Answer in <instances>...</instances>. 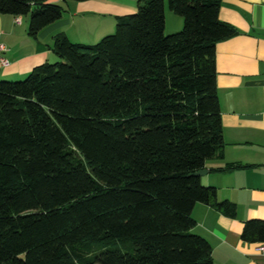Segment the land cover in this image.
<instances>
[{
    "label": "trees",
    "instance_id": "1",
    "mask_svg": "<svg viewBox=\"0 0 264 264\" xmlns=\"http://www.w3.org/2000/svg\"><path fill=\"white\" fill-rule=\"evenodd\" d=\"M221 1L138 0L99 41L58 33V61L0 80V264H212L191 213L236 214L195 175L225 145L215 46L237 32ZM166 3L183 19L169 35ZM0 14L36 38L63 7L0 0ZM241 239L264 243V220Z\"/></svg>",
    "mask_w": 264,
    "mask_h": 264
},
{
    "label": "crops",
    "instance_id": "2",
    "mask_svg": "<svg viewBox=\"0 0 264 264\" xmlns=\"http://www.w3.org/2000/svg\"><path fill=\"white\" fill-rule=\"evenodd\" d=\"M61 3V19L36 38L28 35L26 16L0 14V80L24 79L36 66L55 62L51 47L58 33L75 43L93 44L112 33L119 17L133 13L138 0H51ZM165 34L181 30L183 19L165 4ZM20 18V22H16ZM219 19L236 35L215 46L216 85L225 142L223 158L205 165L201 183L213 186L221 201L235 204L228 217L197 203L191 213L193 233L211 245L212 264H264V252L241 239L244 222L264 220V0H222ZM239 165V166H238Z\"/></svg>",
    "mask_w": 264,
    "mask_h": 264
},
{
    "label": "built area",
    "instance_id": "3",
    "mask_svg": "<svg viewBox=\"0 0 264 264\" xmlns=\"http://www.w3.org/2000/svg\"><path fill=\"white\" fill-rule=\"evenodd\" d=\"M16 22H20V18H16ZM0 51L1 52H4L6 51V48L3 44H0ZM0 64L2 66H8L9 65V62L8 60L4 57V56H0ZM256 250L259 251V252H264V243H259L256 247Z\"/></svg>",
    "mask_w": 264,
    "mask_h": 264
},
{
    "label": "water",
    "instance_id": "4",
    "mask_svg": "<svg viewBox=\"0 0 264 264\" xmlns=\"http://www.w3.org/2000/svg\"><path fill=\"white\" fill-rule=\"evenodd\" d=\"M204 174H206V170H205V169H204V170L197 171V172L195 173V175H197V176H202V175H204Z\"/></svg>",
    "mask_w": 264,
    "mask_h": 264
},
{
    "label": "rangeland",
    "instance_id": "5",
    "mask_svg": "<svg viewBox=\"0 0 264 264\" xmlns=\"http://www.w3.org/2000/svg\"><path fill=\"white\" fill-rule=\"evenodd\" d=\"M166 5H167V3H166ZM136 12V10L133 12V13H135ZM178 31H180V30H178ZM169 35V34H168ZM58 61V60H57ZM56 62V61H55ZM51 63H53V62H51Z\"/></svg>",
    "mask_w": 264,
    "mask_h": 264
}]
</instances>
